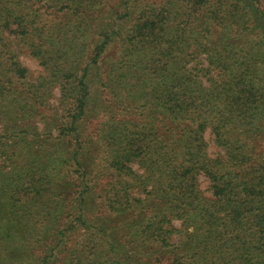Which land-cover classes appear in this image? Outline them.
I'll return each instance as SVG.
<instances>
[{
    "label": "trees",
    "instance_id": "obj_1",
    "mask_svg": "<svg viewBox=\"0 0 264 264\" xmlns=\"http://www.w3.org/2000/svg\"><path fill=\"white\" fill-rule=\"evenodd\" d=\"M112 1L0 0V264H78V229L111 264H264V0Z\"/></svg>",
    "mask_w": 264,
    "mask_h": 264
},
{
    "label": "rangeland",
    "instance_id": "obj_2",
    "mask_svg": "<svg viewBox=\"0 0 264 264\" xmlns=\"http://www.w3.org/2000/svg\"><path fill=\"white\" fill-rule=\"evenodd\" d=\"M147 2H154V3H159L162 2L164 0H145ZM116 2V0H113L110 4L105 5V7H108L110 5H113ZM100 15V14H99ZM98 14L96 15L97 18L99 16ZM95 16V17H96ZM20 61L22 62V64L27 68L28 70V79L29 80H33L39 73L42 72V66L40 65L39 61L29 55L28 53L24 52L23 49L20 50ZM116 51V47L114 46V44H112L109 53L110 55H112L114 52ZM107 95L106 99L101 101L102 106L106 107L107 105H111L112 103V97L110 94H104ZM60 97V91L58 88V84H55V86L53 87L51 93H48L47 95V100L46 103L48 105L49 108H47L48 110H44L43 113H46L45 115L49 118L51 117L54 112L52 111V106H55L58 99ZM109 98V99H108ZM54 116H52L51 118H53ZM100 113L98 115V117L94 120H100ZM130 118H136V119H140V114L139 113H131L129 115ZM49 122V119H45V120H39L37 122L38 126L41 128L45 123ZM99 123V122H98ZM96 124V121H94L92 123V121H89V123L87 124L86 127V133L90 136H97L100 134V132L97 131L96 126H94ZM55 133V132H53ZM204 140L206 141V152L207 154L214 158L216 157L219 153H222L223 151L220 150L219 147H217L213 141V135L210 132V129L207 128L206 131L204 132ZM259 142L261 143V147L264 148V135L261 136L259 138ZM131 169H133L135 172L137 173H142L143 172V168H141L137 163H131L130 164ZM197 183H198V189L200 191H202V196L205 197H211V181L201 172L199 173L197 176ZM150 189V186H146L145 190L141 187V188H133L130 189L128 192L130 194L131 197H139V198H143L146 194V191ZM74 217V213H71L69 215L63 216L62 222H61V226L65 227V228H69L73 222V218ZM181 219L180 218H174L172 219L171 223L175 228H180L181 227ZM73 223H77V222H73ZM98 223V222H97ZM78 224V223H77ZM189 230H191V227H189ZM178 240V235L176 234V232H174L171 236L169 241L172 243H176V241ZM86 241V235L84 234L83 230L78 229L75 233H73L70 237V239L66 240V244L62 247H64V251L61 252L60 255H58L59 259L61 260L62 257L67 254V251L71 250L72 247H74L77 250L78 255L80 256L79 262L78 264H111L110 262H108L107 260L109 259L108 255H106L104 252H100L97 248V242L96 240L89 241L88 243H85ZM95 243V244H94ZM154 248L152 247L150 251H152ZM80 250V251H78ZM25 254L27 255L26 259L24 260L25 263L28 264H39V262L37 261V257H40L43 252L42 249H40L38 247V244H32L30 247V251L29 252H25ZM159 256L158 253H154L152 256H147L146 258H144L146 264H158L157 261H155V259H157ZM53 261V258L51 259ZM66 260L63 261L62 264H64ZM53 264H56L57 262H55V260L52 262ZM61 264V262H59ZM173 263V256H171L170 258H168L166 264H172Z\"/></svg>",
    "mask_w": 264,
    "mask_h": 264
}]
</instances>
